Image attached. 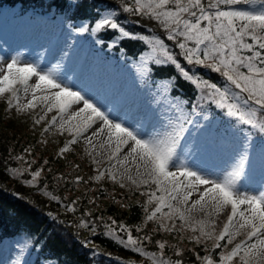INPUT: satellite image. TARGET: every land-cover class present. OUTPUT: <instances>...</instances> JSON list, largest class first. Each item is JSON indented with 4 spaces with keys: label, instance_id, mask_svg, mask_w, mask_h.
<instances>
[{
    "label": "snow or ice",
    "instance_id": "1",
    "mask_svg": "<svg viewBox=\"0 0 264 264\" xmlns=\"http://www.w3.org/2000/svg\"><path fill=\"white\" fill-rule=\"evenodd\" d=\"M19 12L46 31L0 38L30 137L2 145L0 264H264V0Z\"/></svg>",
    "mask_w": 264,
    "mask_h": 264
},
{
    "label": "trees",
    "instance_id": "2",
    "mask_svg": "<svg viewBox=\"0 0 264 264\" xmlns=\"http://www.w3.org/2000/svg\"><path fill=\"white\" fill-rule=\"evenodd\" d=\"M39 2L40 0H0V3H2L3 6L2 8H0V16L4 13L3 9H12L13 6H17L19 9L23 8L25 10H28L30 8L36 7ZM13 131H15V136L19 140L20 144H24L25 142L30 140L27 128L21 127L14 122L6 119L4 105L0 103V154L3 153L2 145L4 143L5 135L7 134L9 141H13ZM17 151H19V147L17 148ZM49 151H51V146H49ZM85 171H87V169H85ZM9 183L11 184V187L13 189L16 188V185L14 183ZM53 208H55V206H53ZM104 248L106 251H111L114 255H118L121 258L135 260L137 261V264H147V261L143 258L132 256L126 251L109 247L107 244L104 245ZM104 264H113V262L105 260Z\"/></svg>",
    "mask_w": 264,
    "mask_h": 264
},
{
    "label": "rangeland",
    "instance_id": "3",
    "mask_svg": "<svg viewBox=\"0 0 264 264\" xmlns=\"http://www.w3.org/2000/svg\"><path fill=\"white\" fill-rule=\"evenodd\" d=\"M7 15L9 31L5 35L6 38L14 43H31L36 45L42 42L46 30L40 25L30 22L26 15L12 11H9ZM6 23L4 21L3 25H6Z\"/></svg>",
    "mask_w": 264,
    "mask_h": 264
}]
</instances>
